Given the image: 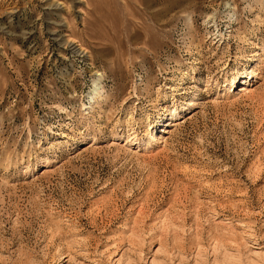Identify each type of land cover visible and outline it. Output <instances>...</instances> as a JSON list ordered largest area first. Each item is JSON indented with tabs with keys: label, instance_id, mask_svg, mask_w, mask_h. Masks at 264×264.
I'll return each instance as SVG.
<instances>
[{
	"label": "rangeland",
	"instance_id": "obj_1",
	"mask_svg": "<svg viewBox=\"0 0 264 264\" xmlns=\"http://www.w3.org/2000/svg\"><path fill=\"white\" fill-rule=\"evenodd\" d=\"M0 264H264V0H0Z\"/></svg>",
	"mask_w": 264,
	"mask_h": 264
},
{
	"label": "bare ground",
	"instance_id": "obj_2",
	"mask_svg": "<svg viewBox=\"0 0 264 264\" xmlns=\"http://www.w3.org/2000/svg\"><path fill=\"white\" fill-rule=\"evenodd\" d=\"M244 83H245V84H243L242 87H241V91H244V90H248V91H249L250 89H249V84H247L248 82H247V81H244ZM174 116L176 117L175 114H174ZM190 116H191V115H190ZM179 123H180V121L174 119V120H171V122L169 123V125L174 127V126H178ZM169 125H168V126H169ZM159 139H160V136H159ZM156 141H157V140H156ZM159 141H160V140H159ZM159 141H158V142H159ZM161 142H162V141H161Z\"/></svg>",
	"mask_w": 264,
	"mask_h": 264
}]
</instances>
